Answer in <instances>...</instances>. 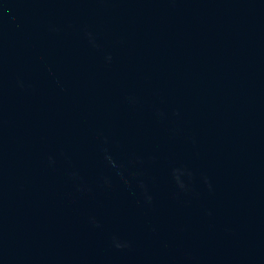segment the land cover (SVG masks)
I'll return each instance as SVG.
<instances>
[{"label": "water", "instance_id": "water-1", "mask_svg": "<svg viewBox=\"0 0 264 264\" xmlns=\"http://www.w3.org/2000/svg\"><path fill=\"white\" fill-rule=\"evenodd\" d=\"M0 264H264V0H0Z\"/></svg>", "mask_w": 264, "mask_h": 264}]
</instances>
